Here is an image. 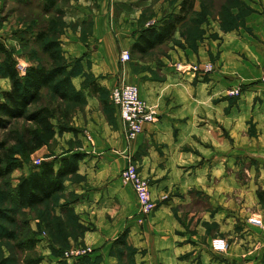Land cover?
<instances>
[{
  "label": "crops",
  "instance_id": "crops-1",
  "mask_svg": "<svg viewBox=\"0 0 264 264\" xmlns=\"http://www.w3.org/2000/svg\"><path fill=\"white\" fill-rule=\"evenodd\" d=\"M4 1L13 0H0V7ZM161 4L166 6L156 0H56L64 22L62 52L82 66L72 78L75 87L81 88L85 72L107 90L134 83L158 114L129 139L115 107L111 123L96 94L83 89L87 103L74 117L79 131L62 133L55 151H63L58 159L83 155L82 178L65 182V191L75 195L69 206L88 228L83 240L99 264L114 263L110 242L122 234L137 248L139 264H264V203L257 194L264 190V0H254L245 28L223 33L216 26L196 52L175 47L163 64L138 61L159 69L153 77L147 68L133 70L120 54L153 24L155 16L145 17L146 11L159 15ZM206 62L213 71L191 70ZM235 87L242 89L238 97L228 94ZM128 156L149 181L152 197L167 198L153 214L140 213L132 186L120 180ZM202 199L212 209H203ZM181 204L185 223L174 213ZM208 224L227 239L226 251L212 250Z\"/></svg>",
  "mask_w": 264,
  "mask_h": 264
},
{
  "label": "rangeland",
  "instance_id": "rangeland-1",
  "mask_svg": "<svg viewBox=\"0 0 264 264\" xmlns=\"http://www.w3.org/2000/svg\"><path fill=\"white\" fill-rule=\"evenodd\" d=\"M38 1L39 0H13L8 3L4 1L0 7V42L5 48L10 50L20 77L25 75L27 68L31 65H49V58L42 51L41 44L35 39V36L41 28H45L48 25L50 20L60 19V15L56 13V10H60V5L53 10H48L45 9L43 3ZM156 1H160L161 3L165 2L166 6L160 5L159 15H155L154 11H151L149 8L148 11H146L145 17H153L154 15L155 19H153V24L160 25L170 14L180 13L183 0ZM28 2H30V4H28ZM253 2L254 0H193L192 7L185 11V18L177 26L174 38L158 45L144 56L129 51L131 59L128 62L131 63L133 70L139 71L140 68L144 70L147 68V70L153 74V77H157L159 75L158 68L155 67L152 69L150 65L142 67L138 64V61H150L158 65L163 64L164 60L166 61L167 58L170 57L169 51L175 47H189L196 52L199 43H202V41L209 36H215L214 28L216 26L218 30L223 33L234 30L239 31L245 28L247 16L254 11L252 6ZM59 24V27H63L61 22H59ZM3 59V54L0 52V68ZM178 64L179 63L176 65ZM85 76L87 79H89L90 76L92 77L91 73L87 72ZM10 88L11 82L9 78L1 77L0 75V99H2V92L8 91ZM96 96L100 101L104 116L109 122L114 123L115 111L110 101V90H107L106 93H98ZM59 103H61L65 109L71 110L72 124L69 123V126L76 128L72 132L77 133L79 128L74 124V117L77 115L78 111L83 110L87 101H61L50 89H45L43 91V104L54 106ZM30 126L35 128L31 123L20 120L18 123H13L5 129L0 128V141H6L9 146H15L17 149L15 137L25 132ZM61 135L62 133L56 131L49 144L43 146V149L40 148L41 150L38 149L31 155L21 156L18 154L17 157L24 159L23 165L14 170L9 177L0 178V206L11 210L12 212H10V214L15 219L13 223L0 220V226L2 228L15 234V239L6 237L0 240V264H25V262L35 254L41 257L42 260L40 264H78L79 258L67 259L64 257L65 250L68 249L69 245L80 248L87 245L90 246L83 240L84 234L82 233L85 225L80 222L78 214V221L83 227L79 225L75 217L76 215L71 210H66L62 213V207L66 205L63 204L61 200H63V198L71 200L73 198V195H70L71 193L65 191V195L59 202L52 200L35 209L19 208L13 196L12 186L17 185V180H19L21 176L28 175L38 166V160L42 162L52 158L58 159V156L63 153V151L62 153L55 152ZM76 141L82 142L78 139ZM71 142L73 141H70V143ZM136 166L137 170L140 172L137 164ZM74 180L79 179L75 178ZM120 180L123 182L122 179ZM175 195L181 197L179 192H175ZM166 199L165 196L159 198V200L154 199L156 201V209L159 204ZM116 202L118 205L115 212H118L120 209V202L118 199ZM202 202L203 209H212L208 200L202 199ZM155 210L151 214H153ZM185 211L186 209L182 204L174 209V213L180 223H185L186 221L187 214L184 213ZM115 212L114 214H116ZM144 219L145 218H143V220ZM206 227L207 233L213 238L223 237L222 235H218L215 224H208ZM32 238H35V245L33 248L31 247V249L27 246ZM213 238H211V241ZM51 239L55 241V249L59 250L64 248L62 249L64 251L62 255L61 253L56 255L52 252L54 247L51 244ZM23 243L25 244L23 245ZM136 253L137 248L128 240L126 234H122L110 242L109 255L112 257L111 260H114L112 264H139L136 261ZM92 258L94 257L92 256Z\"/></svg>",
  "mask_w": 264,
  "mask_h": 264
},
{
  "label": "trees",
  "instance_id": "trees-1",
  "mask_svg": "<svg viewBox=\"0 0 264 264\" xmlns=\"http://www.w3.org/2000/svg\"><path fill=\"white\" fill-rule=\"evenodd\" d=\"M38 2L43 3L45 9L48 10H53L56 7V0H39ZM192 4L193 0H183L179 14H170L160 25L152 24L143 28L130 51L144 56L158 45L174 38L177 26L183 21L185 11L190 9ZM56 13L60 15V19L50 20L48 25L41 28L35 36V39L41 44L42 51L49 58L48 66L31 65L27 68L25 75L20 77L10 50L0 42V52L4 57L0 75L8 77L11 82V88L2 92V99H0V128L5 129L20 120L35 126V128L30 126L25 132L15 137L17 149L15 146H9L6 141H0V178L9 177L15 169L23 165L24 159L17 157L18 154L21 156L33 154L49 144L56 131L64 133L76 129L69 126V123L72 124L71 110L65 109L61 103L54 106L43 104L45 89H50L61 101L86 102L83 89H89L93 94L107 92L97 83L92 73V77L87 79L86 72L81 88L75 87L72 78L82 71V66L80 60H75L71 64L62 52L59 33L63 27H59V22L63 26L64 22L61 19V10H56ZM82 157L81 153H73L60 159L52 158L40 162L28 175L21 176L17 185L12 186L16 205L21 209H35L52 200L59 202L65 195V181L82 178L77 173L78 163ZM257 194L264 203V190H259ZM70 195H73L71 200L63 198L66 201L63 204L66 206L62 207V213L71 210L76 215L79 225L83 227L78 221L74 209L69 206V202L75 198L74 194ZM10 212L12 211L0 206V220L13 223L15 219ZM87 229L84 226L82 234ZM6 237L15 239V234L0 226V240ZM30 240L27 247L33 248L35 238ZM51 240L54 247L52 252L62 255L64 248L55 249V241ZM94 253L95 250L91 254L79 257L78 264H99V256L92 258ZM41 260V257L35 254L25 264H40Z\"/></svg>",
  "mask_w": 264,
  "mask_h": 264
},
{
  "label": "built area",
  "instance_id": "built-area-1",
  "mask_svg": "<svg viewBox=\"0 0 264 264\" xmlns=\"http://www.w3.org/2000/svg\"><path fill=\"white\" fill-rule=\"evenodd\" d=\"M120 59L123 62L129 61L131 59L130 52L123 50ZM176 67L181 70L180 64ZM191 69L196 72L209 73L214 70V66L211 63L198 64L191 66ZM260 82L264 84V69L260 74ZM241 93L240 87L228 90V94L233 97H238ZM110 101L117 110L119 118L126 125L129 139L142 132L143 124L153 123L158 119L155 107L140 97L138 86L134 83L122 82L110 88ZM39 163L40 160H38ZM120 176L124 183H129L132 186L139 203L140 213L144 216L151 214L156 209V201L150 193L148 180L137 170V166L131 157L128 156V162L122 169ZM227 247L228 243L223 237H216L211 241V248L216 252H224ZM91 253H93L91 246L87 245L81 248L70 246L65 250L64 257L67 259L79 258Z\"/></svg>",
  "mask_w": 264,
  "mask_h": 264
}]
</instances>
